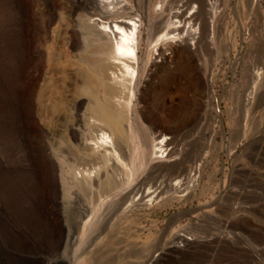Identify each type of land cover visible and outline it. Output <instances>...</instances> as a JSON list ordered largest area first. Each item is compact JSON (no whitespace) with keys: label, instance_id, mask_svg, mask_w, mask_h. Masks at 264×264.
Masks as SVG:
<instances>
[{"label":"rangeland","instance_id":"obj_1","mask_svg":"<svg viewBox=\"0 0 264 264\" xmlns=\"http://www.w3.org/2000/svg\"><path fill=\"white\" fill-rule=\"evenodd\" d=\"M259 3L218 0L208 35L203 0H125L128 17L141 25L139 75L132 90H116L133 99L123 121L130 129L122 126L118 145L127 182L112 191L74 179L95 167L78 144L108 129L90 125L86 107H74L77 99L86 105L102 99L88 65L99 54L80 56L86 42H96L85 40L80 24L65 28L81 13L78 0H0L2 264H264V0ZM178 5L188 7L199 32L191 52L180 56L161 31ZM92 18L102 20L97 13ZM155 45L168 53L169 67L158 62L144 69ZM79 71L89 72L88 84ZM78 125L72 140L70 129ZM160 137L171 140L173 155H156ZM197 164L187 191L153 206L123 205L132 191L169 186Z\"/></svg>","mask_w":264,"mask_h":264},{"label":"bare ground","instance_id":"obj_2","mask_svg":"<svg viewBox=\"0 0 264 264\" xmlns=\"http://www.w3.org/2000/svg\"><path fill=\"white\" fill-rule=\"evenodd\" d=\"M217 1L218 0H203L202 9L205 14L204 30L206 29L205 31L208 35L212 33L213 19L216 15L214 9H216ZM78 2L80 5L79 8L81 10V13L76 14L75 20H73V17L72 19L70 18L68 20L69 24L67 23V25H65V28H73V24H80L82 31H84L83 34L85 36V40L92 39L96 42L94 46H89L88 42H86L84 48L81 49V55H79L84 56L86 52L88 53L90 51L97 53V55L99 54L98 61L95 64L88 62V65L91 68L90 74H92L96 87L102 91V99L101 102L97 100H89V104L87 105L82 98L77 99L74 103V107L77 111H80L84 107H86L85 110L89 111L90 113L88 123L90 125H95L98 122L103 124L108 129L105 130L100 127L98 130H94V138L87 139L84 142L78 144L77 147L86 153V155L89 157V160L94 162L95 167L92 169L89 166L92 169V171L90 172L77 173L76 171L75 173H77V175L74 177V179L75 181L80 182L86 187H91L94 185L100 186L103 184V186L106 185L105 187H110L112 191H118L125 184V182H127V179L122 175L123 168L121 165V158L123 157L121 156L118 145L120 146L119 143L124 137L125 130L127 129L129 131L130 129V126L123 125V121L126 122L127 120L126 118L129 115L127 109L132 105L133 97L131 95L130 97L126 98L123 95H118L116 90H120L121 86L123 85L126 86L128 90H132L136 84V80H138L139 61L137 57V47L141 25L139 21L128 17V8L125 5V0H78ZM254 3L257 7L260 5L259 0H254ZM187 8L183 9L182 6L178 5L175 11L169 9L173 11L172 13L170 11V13L168 12L169 23H166L165 26L161 29L163 39L169 41L171 40L172 43H174L176 47L174 50L176 55L187 54V52L190 53L192 50V46L194 47L195 45V39L197 38L196 35L199 34L198 28H195L194 24L190 22L191 20H188V16L191 14V11L187 12ZM199 8L201 9V7ZM74 13L78 12L75 11ZM74 13H72V15H74ZM93 13H97L104 22L102 20L98 21L96 19H93ZM182 32L186 33L184 35H181L180 33ZM170 45L171 44H168L169 47ZM165 52L166 51H164L160 45H155L149 53L148 60L144 64V69L150 66L156 67L155 64L158 62L167 65L168 61L166 55L168 53L166 54ZM87 60L89 61L90 59L87 58ZM166 67L169 66L167 65ZM79 72L85 82L88 84L89 81L87 79V75L89 74V72H85L87 73V75H85L83 71L82 73L81 71ZM81 86L82 85H80V87ZM80 87L78 89H80ZM252 89L253 87L250 88V91L245 97L246 102H249L250 97L252 96ZM73 100L74 99H72V101ZM112 109H117L119 111L114 112L112 111ZM78 122L80 121L78 120ZM122 126L126 129L123 130ZM80 128L81 127L78 125V127L70 129L72 140H75L74 135H77ZM170 141H168L166 138L160 137V139L156 142L154 148L155 153L158 157L166 158L173 155L174 151H171L169 147L172 144V142ZM130 159H133V156L130 157ZM132 163L133 162L131 161L130 165ZM198 169L199 165L195 166L193 174L190 173V170H187L186 172L183 171L182 174L179 173L181 174V176L173 181L169 186L164 184L166 186L156 187V185L154 188L147 187L143 190L142 188L140 190H137L135 188L136 190L132 191L131 193L129 192L130 194L125 198L124 204H122H126L125 206L127 208L130 206H153L169 195L187 191L189 187L193 186ZM181 197L182 196H178L176 200H181ZM88 216H91L89 212L86 213L85 217ZM60 228L65 231L64 226H61ZM73 240L74 242H80L78 236L72 237V241ZM87 254H89V251L86 253V255Z\"/></svg>","mask_w":264,"mask_h":264},{"label":"water","instance_id":"obj_3","mask_svg":"<svg viewBox=\"0 0 264 264\" xmlns=\"http://www.w3.org/2000/svg\"><path fill=\"white\" fill-rule=\"evenodd\" d=\"M0 264H2L1 260H0Z\"/></svg>","mask_w":264,"mask_h":264}]
</instances>
